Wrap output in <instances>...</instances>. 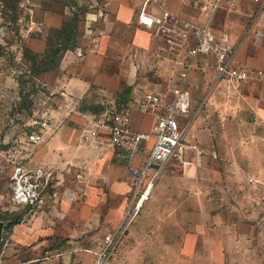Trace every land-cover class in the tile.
<instances>
[{
	"label": "crops",
	"instance_id": "0c3cea01",
	"mask_svg": "<svg viewBox=\"0 0 264 264\" xmlns=\"http://www.w3.org/2000/svg\"><path fill=\"white\" fill-rule=\"evenodd\" d=\"M144 1L22 0L20 6L27 14L22 27L27 32L23 44L33 53L44 55L51 42H60L56 31L78 18L75 34L60 59L54 87L75 103L98 93L106 107L131 109L134 130L149 131L154 119L141 113L137 104L150 90L165 92L172 78L183 69L188 50L199 40V32L185 21L202 25L211 20L217 38L227 33L236 47L232 65L241 69L246 78L240 90H235L230 83L219 80L212 59L192 73L188 80L192 119L186 138L196 130L202 109L211 104L220 110L246 108L252 114L249 125L261 132L228 135L225 139L232 143L229 150L218 148L212 154L201 153L200 165L196 167V176L201 178L188 181L180 177L195 192L196 207L181 208L177 214L185 225L184 253L197 251L198 240L202 239L207 247L211 244L212 254H228L241 264H250V254L257 255L260 249L254 247L251 252L247 242H254L264 229V3L243 0L238 6L221 4L215 8L211 0H152L144 7ZM2 8L0 1V29L5 30ZM99 8L104 9L107 17L93 24L92 14ZM143 8L151 15H161L166 8L182 20L148 29L138 20ZM88 26L95 27L93 39L83 35ZM169 38L177 42L175 54L160 50ZM148 70L165 80L164 89L152 88L144 75ZM210 74L212 86L201 87L197 78ZM127 96L130 100L118 109L119 100ZM226 98L230 99L228 105L224 103ZM102 118L104 113L91 112L90 128L82 137L91 159L97 156L88 161L91 165L86 170L70 165L61 169L40 167L60 175L65 174L66 168L71 171L65 177L61 175L63 183L56 182L45 191L42 208L26 205L21 222L10 230H6L5 221H0L4 226L0 264H90L93 255L88 250H98L105 234L126 225L133 198L131 168L147 160L148 150L141 144L140 152L131 155L111 146L107 127L101 129L99 140L91 137L90 130ZM241 141L252 144L237 145ZM41 154L53 157L50 163L57 164L61 158L54 149ZM189 158L195 159L193 152ZM165 167L150 200L163 196L168 172L174 171ZM190 168L181 166L185 174ZM78 172L83 173L80 179L75 178ZM198 180L211 184L212 189ZM115 199L121 202L118 204ZM120 206L123 208L119 209Z\"/></svg>",
	"mask_w": 264,
	"mask_h": 264
},
{
	"label": "rangeland",
	"instance_id": "374dc122",
	"mask_svg": "<svg viewBox=\"0 0 264 264\" xmlns=\"http://www.w3.org/2000/svg\"><path fill=\"white\" fill-rule=\"evenodd\" d=\"M20 4L19 11L7 12L9 15L3 17L2 25L5 30L0 29V216L4 213H15L16 216L27 209L25 204L15 200L11 191L14 166L34 172L44 165L52 169L70 165L75 169L86 170L91 165L88 161L92 160L82 143V137L90 128L88 116L91 112L101 115L115 110L111 105L106 107L98 93L85 96L75 103L57 91L54 85L59 73L60 55L46 56L55 43L51 42L49 52L37 56L23 44L27 32L22 31V27L27 14ZM144 75L151 82L152 88L164 89L165 80L155 75L154 71ZM197 79L199 85L206 89L213 84L212 74ZM124 99L126 101L122 98L119 100L118 109L122 103L130 100V96ZM229 100L226 98L224 103L228 105ZM197 119L199 122L196 130L190 131L187 142L196 145L202 155L212 154L218 148L229 150L232 143L225 139L228 135L250 136L261 132L249 125L252 114L244 107L229 111L220 110L212 104L207 105ZM45 121L48 123L44 124ZM238 144L252 143L241 141ZM51 149L60 153L61 158L57 164L50 163L53 157L41 154V151L49 153ZM198 165V160L191 164L188 174L183 173L176 160L166 165L165 169L171 171L172 168L174 171L168 172L163 196L148 201L127 224L113 254L114 264H241L231 255L212 254L211 244L207 247V242L202 239L198 240L197 251H182L185 225L177 210L195 208L196 199L195 192L180 177L188 181L201 178V175L196 176ZM2 166H5L3 170ZM162 175L157 178V182L161 181ZM55 181H51L50 187ZM198 183L212 189L209 183H202L201 180ZM115 201L121 202L117 199ZM247 245L251 252L254 247L260 249L257 255L250 254V264H264V229L259 238L254 242L250 240Z\"/></svg>",
	"mask_w": 264,
	"mask_h": 264
},
{
	"label": "built area",
	"instance_id": "2783aa9c",
	"mask_svg": "<svg viewBox=\"0 0 264 264\" xmlns=\"http://www.w3.org/2000/svg\"><path fill=\"white\" fill-rule=\"evenodd\" d=\"M152 0H145L144 7ZM243 0H211L215 8L221 4L238 6ZM255 3H264V0H251ZM104 9L99 8L92 14L93 24L100 19L106 18ZM139 23L148 29L155 26L167 25L181 21V17L169 9L163 8L161 15H151L145 9L140 12ZM191 29L199 32L197 44L188 50V60L182 70L172 78L165 92L150 90L138 101L137 109L144 114L152 115L154 119L153 129L139 131L132 128V111L130 108L108 111L104 118L95 122L90 130L91 137L99 140L102 128L109 129V143L111 146L126 150L131 155L139 153L141 144L148 150V157L140 166H133L132 173V202L127 213L128 220L124 227L104 235L102 246L95 251L88 250L92 255L90 264H114L113 254L119 240L125 232L127 224L134 219L144 205L150 200L157 178L161 175L164 167L171 161L176 160L182 167L199 161L201 151L196 145L187 142V132L191 122L190 97L188 80L192 73L199 71L207 65L209 59L214 61L219 80L226 81L237 91L246 78L244 72L232 65L236 53V47L227 33L215 36L211 29V20L204 24H198L186 20ZM94 26H88L83 35L88 39L96 36ZM160 50L167 54H175L177 42L173 38L166 41ZM137 68V67H136ZM45 121L44 124H47ZM194 153L195 159L189 158ZM196 160V161H195ZM7 167V166H6ZM5 166H2L3 170ZM71 168H66L70 172ZM65 174H61L64 177ZM59 173L45 172L42 169L27 171L21 166H14L11 174V191L15 200L33 208H42L45 191L50 187L51 181L63 183ZM83 173L75 174L76 179L82 178ZM51 186H54L51 185ZM56 187V186H55ZM74 198L77 195L74 194Z\"/></svg>",
	"mask_w": 264,
	"mask_h": 264
},
{
	"label": "trees",
	"instance_id": "16d2710c",
	"mask_svg": "<svg viewBox=\"0 0 264 264\" xmlns=\"http://www.w3.org/2000/svg\"><path fill=\"white\" fill-rule=\"evenodd\" d=\"M2 3V16L5 17V15H9L7 14V12L9 11H13V12H17L19 11L20 7L19 4L21 3L22 0H0ZM18 19V18H17ZM78 18L75 17V19L70 22V23H66L64 24V26L62 27V29L56 31V36H58L60 38V42L56 43L53 45L52 50L50 51L48 56H59L60 55V59H61V53L67 49L69 47L70 41L73 37V35L75 34V26L77 24ZM50 43V47H51ZM58 46H60V49H58ZM49 47V49H50ZM49 52V50L47 51ZM37 56V54H36ZM8 213H5V215L0 216V221H5L6 222V230H10L14 225L18 224L21 222V219L23 217V214H18L14 217H8L7 216Z\"/></svg>",
	"mask_w": 264,
	"mask_h": 264
},
{
	"label": "water",
	"instance_id": "95a60500",
	"mask_svg": "<svg viewBox=\"0 0 264 264\" xmlns=\"http://www.w3.org/2000/svg\"><path fill=\"white\" fill-rule=\"evenodd\" d=\"M3 223L0 222V244H1V241H2V233H3Z\"/></svg>",
	"mask_w": 264,
	"mask_h": 264
}]
</instances>
